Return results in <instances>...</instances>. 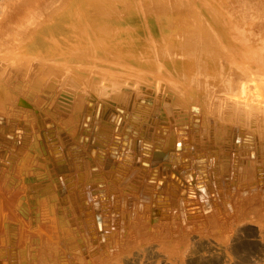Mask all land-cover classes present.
<instances>
[{
	"label": "bare ground",
	"instance_id": "6f19581e",
	"mask_svg": "<svg viewBox=\"0 0 264 264\" xmlns=\"http://www.w3.org/2000/svg\"><path fill=\"white\" fill-rule=\"evenodd\" d=\"M0 264H264V0H0Z\"/></svg>",
	"mask_w": 264,
	"mask_h": 264
},
{
	"label": "rangeland",
	"instance_id": "374dc122",
	"mask_svg": "<svg viewBox=\"0 0 264 264\" xmlns=\"http://www.w3.org/2000/svg\"><path fill=\"white\" fill-rule=\"evenodd\" d=\"M249 240L256 245L257 241H258V238H256L255 236H251V237H249Z\"/></svg>",
	"mask_w": 264,
	"mask_h": 264
},
{
	"label": "water",
	"instance_id": "95a60500",
	"mask_svg": "<svg viewBox=\"0 0 264 264\" xmlns=\"http://www.w3.org/2000/svg\"><path fill=\"white\" fill-rule=\"evenodd\" d=\"M186 164V163H185Z\"/></svg>",
	"mask_w": 264,
	"mask_h": 264
}]
</instances>
